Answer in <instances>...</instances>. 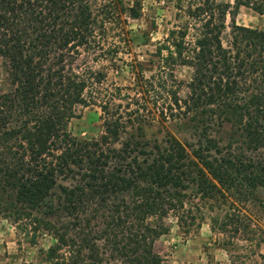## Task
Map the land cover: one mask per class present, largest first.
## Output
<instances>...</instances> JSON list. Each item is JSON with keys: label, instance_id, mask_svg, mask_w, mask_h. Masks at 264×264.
<instances>
[{"label": "trees", "instance_id": "16d2710c", "mask_svg": "<svg viewBox=\"0 0 264 264\" xmlns=\"http://www.w3.org/2000/svg\"><path fill=\"white\" fill-rule=\"evenodd\" d=\"M104 1L96 8L101 11L96 21L90 0H0V58L8 81V89L0 91V192L8 198L0 212L29 244L41 233L52 238L40 250L41 264H102L95 245L101 239L121 264H158L153 244L168 232L167 214L177 221L186 215L194 223L183 190L193 186L200 197L211 199L236 184L249 191L264 188L263 165L224 156L211 138L192 151L195 162L170 136L162 146L153 144L154 153L139 149L144 144L138 141L115 147L125 120L107 102L98 106L99 136L77 139L67 131L75 107L94 104L85 92L98 90L105 77L99 68L84 65L79 71L77 57L83 52L112 63L113 50L98 46L94 52L98 33L116 20V11L130 19L140 15L142 0ZM166 2L181 22L158 44V68L191 70L185 99L173 94L171 104L193 116L224 115L244 137L246 149L263 147L264 57H258L264 54V31L232 23L227 48L219 37L225 16L240 6L264 17V0ZM239 95L245 98L238 101ZM59 177L75 184L62 186ZM85 210H105L104 228L87 231L48 220L58 212L77 219Z\"/></svg>", "mask_w": 264, "mask_h": 264}, {"label": "rangeland", "instance_id": "374dc122", "mask_svg": "<svg viewBox=\"0 0 264 264\" xmlns=\"http://www.w3.org/2000/svg\"><path fill=\"white\" fill-rule=\"evenodd\" d=\"M90 1H93L91 6L95 4L92 16L97 15L96 21H99L101 11L96 8L99 2L105 5L107 1ZM217 1L233 4L234 0ZM175 12L166 0H142L137 19H130L125 12L116 11V20L106 24L105 32L98 33L99 44L93 47L97 54L98 46L103 50H113L112 63L83 52L74 62L79 71L86 65L99 68L105 77L98 90L85 92L86 99L94 104L76 106V117L69 120L67 131L77 139L99 136L103 128L98 106L101 102H107L117 107L125 120V127L115 147L126 141L131 145L138 141L144 144L139 149L154 153L153 144L162 146V142L170 136L184 147L186 156L195 162L192 151L202 145L203 138L207 137L215 141L224 156L234 157L244 165L251 161L254 165L264 166V146L256 150L246 149L244 137L236 126L223 119L226 116H193V113H184L183 107L178 109L171 104L173 94L178 99H185V85L191 76V70L185 66L174 65L164 71L158 68L157 46L181 22L174 16ZM232 23L264 31V17L240 6L225 16V28L219 37L224 48L231 42ZM161 55L164 56L165 52H161ZM262 56L264 54L259 55L258 60ZM138 70L141 75L136 79ZM158 84L163 87H158ZM7 89L4 61L0 58V91ZM243 98L245 95H239L238 101ZM209 154L218 157L213 150ZM133 155L135 153L130 156ZM137 156L139 160L142 158ZM197 167L201 166L197 164ZM74 182L69 177L57 178V183L62 186L74 185ZM244 186L236 184L235 188L223 190L211 199L200 197L193 186L183 190L186 196L184 208L191 206L194 223L186 215L183 220L177 221L172 212L167 214L163 223L168 232L153 244L159 258L158 264H264V188L249 191ZM7 200L6 194L0 192V206L4 207ZM48 220L57 226L60 223L78 224L87 231H97L104 228L108 216L105 210H85L77 219H68L58 212ZM52 242L50 236L41 233L35 244H29L0 212V264H41L40 250H46ZM95 245L102 264H121L109 253L103 239L95 241Z\"/></svg>", "mask_w": 264, "mask_h": 264}]
</instances>
